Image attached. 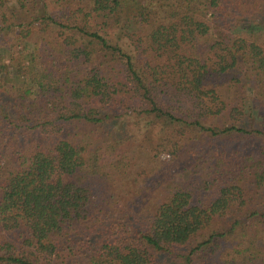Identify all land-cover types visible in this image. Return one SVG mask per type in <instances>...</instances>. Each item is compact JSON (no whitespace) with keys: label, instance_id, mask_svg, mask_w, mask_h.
<instances>
[{"label":"trees","instance_id":"1","mask_svg":"<svg viewBox=\"0 0 264 264\" xmlns=\"http://www.w3.org/2000/svg\"><path fill=\"white\" fill-rule=\"evenodd\" d=\"M27 1L0 0V264H264V0ZM123 114L141 139L98 134Z\"/></svg>","mask_w":264,"mask_h":264},{"label":"rangeland","instance_id":"2","mask_svg":"<svg viewBox=\"0 0 264 264\" xmlns=\"http://www.w3.org/2000/svg\"><path fill=\"white\" fill-rule=\"evenodd\" d=\"M27 2L30 3L31 5H34L32 7H33L35 13L36 12L39 13L43 10V8H42L43 3L41 0H28ZM250 19L253 20V22H252L253 25L264 28V16L263 17L262 16H251ZM244 20L245 19H243L241 17L239 19V17H238L235 21V24L241 25ZM244 24L247 25V27H249L251 25V22L250 21L244 22ZM32 27H33V29L30 30L31 33H30L29 37L27 38V42L29 44H31L32 47L25 49V48H23L22 45H20V47H16V49H15L16 51L23 48V49H25V51H28V53H30V52H32L31 50H33L34 48L37 49L38 47H41L43 45L46 46V45L51 43L48 34L40 29V22H34ZM18 31H19V29H17V32ZM13 36H14L13 33L10 31H8V32H5V31L2 32L1 31L0 32V46L1 47L9 46V44L12 43ZM263 99H264V84H263V86H261L255 90V95L250 100H251L252 104H254L255 106H258L260 102H261V104H263ZM251 107H252V109H250V111L252 114V118L253 119L258 118V115L261 114L262 120H263V111L260 110L261 111V113H260L259 110L254 109V106H251ZM246 113H247V110L245 111V114ZM147 126H148L147 122H145V121H143V120H141V119H139L133 115L123 114L118 119H113L109 123H105L104 125H102L101 131L98 134L102 133V137H106L107 136L106 134H110L113 139H121V140L127 141L129 143L133 139H141L140 135H141V133H144ZM138 155H140V153ZM159 159L161 161L167 162L169 159V156H167L165 154H161ZM150 167L152 168V167H154V165L151 164ZM152 176L153 175L150 172V169L144 167L143 169L140 170L139 175L137 177L138 179H140V185L137 188V193L141 192V197L143 195V197L141 199L143 201H146V199L149 200L150 197L152 196V190H150V187H151L150 183L152 181ZM263 204H264V187H263ZM120 207L122 209H125L128 213L134 209V206L129 207L127 204H125V202H122ZM145 207H147V206H145ZM145 211H146V213H145V218H146L148 216V213L150 214V207H148ZM135 225L137 226L138 224H135ZM107 228L108 227H104L105 230ZM131 228L137 229L138 227H131ZM105 230H103V231L105 232ZM107 232H109V231H107ZM85 239H86V237H81V240H77V238H76V240H77L76 246L77 247L81 246V243L83 241H85ZM111 239H114V237H111ZM159 259H160V264H179L178 261H176L175 259H173L171 257L160 255Z\"/></svg>","mask_w":264,"mask_h":264}]
</instances>
